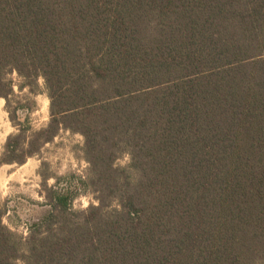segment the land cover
<instances>
[{
    "label": "trees",
    "instance_id": "1",
    "mask_svg": "<svg viewBox=\"0 0 264 264\" xmlns=\"http://www.w3.org/2000/svg\"><path fill=\"white\" fill-rule=\"evenodd\" d=\"M0 98V168L63 130L89 164L27 235L0 202V264H264V0H0Z\"/></svg>",
    "mask_w": 264,
    "mask_h": 264
},
{
    "label": "rangeland",
    "instance_id": "2",
    "mask_svg": "<svg viewBox=\"0 0 264 264\" xmlns=\"http://www.w3.org/2000/svg\"><path fill=\"white\" fill-rule=\"evenodd\" d=\"M16 77V74L14 75ZM40 84L44 88V80L40 79ZM19 96L27 92L25 89ZM0 104V156L4 150L8 135L17 131L10 119L6 108V100ZM15 100V99H14ZM37 109L31 114L32 124L35 129H40L48 123L50 118V100L46 93L35 96ZM25 110H21L19 116L25 118ZM47 117V119H45ZM84 138L80 134H74L63 130L60 134L36 155L27 159L24 164H4L0 168V202L8 204L10 212L5 215L4 221L20 234L27 235L28 223L41 219L49 210L44 196L43 176L66 175L77 173L86 175L89 164L84 159L82 146ZM130 162V157L123 154L117 164L126 166ZM49 180H54L50 178ZM48 180V185L49 184ZM52 185V184H51ZM95 203L96 195L92 192L77 198L75 207L86 208L91 203Z\"/></svg>",
    "mask_w": 264,
    "mask_h": 264
},
{
    "label": "clouds",
    "instance_id": "3",
    "mask_svg": "<svg viewBox=\"0 0 264 264\" xmlns=\"http://www.w3.org/2000/svg\"><path fill=\"white\" fill-rule=\"evenodd\" d=\"M3 103V101L2 100H0V104H2ZM45 119H47V117H45ZM55 183V180H49V184L51 185V184H54ZM85 207H87V204H85Z\"/></svg>",
    "mask_w": 264,
    "mask_h": 264
},
{
    "label": "water",
    "instance_id": "4",
    "mask_svg": "<svg viewBox=\"0 0 264 264\" xmlns=\"http://www.w3.org/2000/svg\"><path fill=\"white\" fill-rule=\"evenodd\" d=\"M4 99V98H3Z\"/></svg>",
    "mask_w": 264,
    "mask_h": 264
}]
</instances>
